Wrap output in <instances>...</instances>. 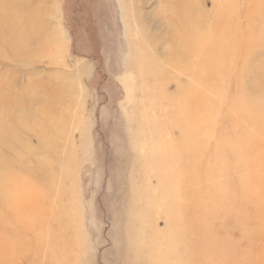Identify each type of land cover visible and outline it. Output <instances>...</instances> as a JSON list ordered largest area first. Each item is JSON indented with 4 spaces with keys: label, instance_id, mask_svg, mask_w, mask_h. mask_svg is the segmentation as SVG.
<instances>
[{
    "label": "rangeland",
    "instance_id": "obj_1",
    "mask_svg": "<svg viewBox=\"0 0 264 264\" xmlns=\"http://www.w3.org/2000/svg\"><path fill=\"white\" fill-rule=\"evenodd\" d=\"M0 264H264V0H0Z\"/></svg>",
    "mask_w": 264,
    "mask_h": 264
},
{
    "label": "crops",
    "instance_id": "obj_2",
    "mask_svg": "<svg viewBox=\"0 0 264 264\" xmlns=\"http://www.w3.org/2000/svg\"><path fill=\"white\" fill-rule=\"evenodd\" d=\"M43 21L44 26L40 28L41 30H45V34H50L51 32H58V25H55L57 21V16H41ZM39 17V18H41ZM11 29V28H10ZM15 29V28H12ZM57 30V31H56Z\"/></svg>",
    "mask_w": 264,
    "mask_h": 264
}]
</instances>
